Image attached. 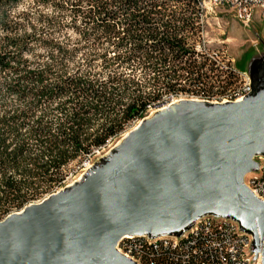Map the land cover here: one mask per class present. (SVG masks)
I'll return each mask as SVG.
<instances>
[{"label": "water", "instance_id": "1", "mask_svg": "<svg viewBox=\"0 0 264 264\" xmlns=\"http://www.w3.org/2000/svg\"><path fill=\"white\" fill-rule=\"evenodd\" d=\"M238 103L158 106L71 186L0 221V264H135L125 236L180 237L205 216L235 221L264 264V202L244 178L264 158V58Z\"/></svg>", "mask_w": 264, "mask_h": 264}, {"label": "trees", "instance_id": "2", "mask_svg": "<svg viewBox=\"0 0 264 264\" xmlns=\"http://www.w3.org/2000/svg\"><path fill=\"white\" fill-rule=\"evenodd\" d=\"M17 2L0 0V217L7 205L19 208L58 187L68 163L102 148L162 94H175L182 81L203 87L216 77L213 68L207 76L186 41L200 29L198 0H31L69 8L73 21L78 16L89 27L79 33L82 46L74 40L67 47L54 31L37 40L40 50L30 34L13 36L21 18L38 15L33 6L11 19L8 11ZM101 43L127 52L106 59L97 53ZM95 58L106 66L111 59L130 64L131 73L141 70L130 78L114 72L101 79L90 69ZM145 76L161 79L156 91L138 90L135 79Z\"/></svg>", "mask_w": 264, "mask_h": 264}, {"label": "rangeland", "instance_id": "3", "mask_svg": "<svg viewBox=\"0 0 264 264\" xmlns=\"http://www.w3.org/2000/svg\"><path fill=\"white\" fill-rule=\"evenodd\" d=\"M35 5L32 4L31 0H19L16 7L8 11L11 19L15 14L27 13V10L33 6V10L38 14L31 18H27L26 20L24 18L19 20L18 23L20 24V27L17 29V33L13 35L15 38L30 34V36L35 38L32 45L34 50H40L42 47L41 45L39 46L37 40H45L49 37L48 34H53L52 32L56 31L54 36L56 37V40L67 45V47L72 48L75 45L73 44L74 40H78L79 46L84 45V41L79 40V33H81L82 30H89V27L83 25L78 16L73 21V13H71L69 8L55 9L50 3L43 7ZM48 17L50 18L49 22L47 21ZM198 17L200 21V29L194 34H186V41L188 45L192 47V52L199 54V57L194 56V58L197 59V62H204V70H206V72L210 68H213V70H215L214 73L216 74L215 78L218 79H210L208 85L203 87L200 85L189 86L185 81H182L181 85L176 87L177 92L175 94H162L158 102L151 105V107H149L139 118H135L126 124L122 130L112 137L113 148L121 142L127 133L138 125L141 119L149 118L154 114L156 107L165 106L172 101L181 99L206 100L213 98L224 89L232 88L237 85L238 78L235 73L241 71L247 72L252 58H264V23H258L254 20L249 26L244 27L233 18L230 11L223 8L206 9L205 12L200 9ZM51 23L52 27H50ZM90 42L91 39H89V43H87L89 44L88 47L91 46ZM123 52L126 54L127 51L125 48L116 49V47H111L104 43L97 46V53L99 55L105 54L106 59L113 58V55H122L124 54ZM82 53L83 52L80 51L76 55L77 62L79 63H81L79 55ZM201 55L204 59L201 58ZM102 61L103 60L100 58H95V61L90 65V69L93 72H97L101 79H105L108 74L114 72L122 73L125 78H130L133 73L138 74L141 70L140 68H135V70H133L134 72L131 73L132 68L129 66L130 64L119 65V62H114L111 59L108 61L109 66H106ZM206 74L207 76L212 75L211 73L209 74V72ZM135 80L138 83V90L145 94L153 92V90L156 91L154 85H160L161 82V79L152 82L151 77L148 79L146 76L137 77ZM52 116H57V114L53 112ZM112 138L108 140V144L103 149L110 148ZM100 157H104V154H94L91 156V161L96 162ZM83 159H85V156L67 164L64 171V179L66 177L69 179L65 184H68L73 178L75 179L79 176L80 171L78 167ZM70 175H72L71 177L73 178L69 177ZM63 185L64 184H62L60 188H62ZM56 188L57 187L54 189ZM54 189L38 196L37 199L29 200L28 203H25L24 205L26 206L32 202L36 203L42 200L50 195ZM24 205L19 208H15V204L7 205L6 210L8 213L6 216L11 213L19 212L24 208ZM4 217L1 216L0 221Z\"/></svg>", "mask_w": 264, "mask_h": 264}, {"label": "built area", "instance_id": "4", "mask_svg": "<svg viewBox=\"0 0 264 264\" xmlns=\"http://www.w3.org/2000/svg\"><path fill=\"white\" fill-rule=\"evenodd\" d=\"M213 8L230 11L233 18L244 27L249 26L254 20L264 23V0H201L202 11L205 12L206 9ZM241 73L246 75V82L237 83L239 84V94L234 98L226 97L225 100H216V96L210 98L214 99V104L238 103L250 93L249 76L245 71H241ZM225 90L227 88L221 92H225ZM186 100L203 101V99ZM178 101L180 100L172 101L166 105ZM112 141L113 138L110 148H95L81 161L78 167L79 176L74 179L70 175L69 177L73 179L68 184H65L69 179L66 177L50 193V196L78 181L95 163V161H91V156L100 153L105 156L113 148ZM254 161L258 163V169L244 178V184L258 200L264 202V158L257 157L254 158ZM62 184L64 185L60 188ZM251 242V236L240 230L235 221L205 216L195 221L193 226L178 238L127 236V243H117L115 250L135 264H260L259 258L254 261Z\"/></svg>", "mask_w": 264, "mask_h": 264}, {"label": "bare ground", "instance_id": "5", "mask_svg": "<svg viewBox=\"0 0 264 264\" xmlns=\"http://www.w3.org/2000/svg\"><path fill=\"white\" fill-rule=\"evenodd\" d=\"M199 2V8L201 9V0H198ZM202 10V9H201ZM235 73V72H234ZM236 74V77L238 78V83H244L246 82V75H243L241 72H237L235 73ZM239 94V84H237L236 86L232 87V88H227V90H225V92H220L218 93V95L216 96V100H225L226 97L227 98H234L236 95ZM203 101H206V102H210L212 104H214V99H206V100H203ZM170 106V105H168ZM166 107H162L161 109H158L157 111L155 112H158V111H162L164 110ZM144 119V118H143ZM142 120V119H141ZM140 120V121H141ZM108 144V141L106 142V144L100 148V149H103L106 145ZM50 195H48L47 197L43 198L42 200L36 202L35 204H38L40 202H42L43 200H45L46 198H48ZM6 217V216H5ZM4 217V218H5ZM3 218V219H4ZM2 219V220H3ZM127 243V236L123 237L122 239H120V241L118 242V244H126Z\"/></svg>", "mask_w": 264, "mask_h": 264}]
</instances>
